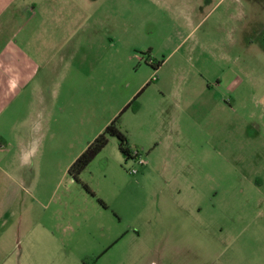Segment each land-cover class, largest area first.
Segmentation results:
<instances>
[{
	"label": "rangeland",
	"instance_id": "374dc122",
	"mask_svg": "<svg viewBox=\"0 0 264 264\" xmlns=\"http://www.w3.org/2000/svg\"><path fill=\"white\" fill-rule=\"evenodd\" d=\"M5 70L0 264H264V0H0Z\"/></svg>",
	"mask_w": 264,
	"mask_h": 264
},
{
	"label": "crops",
	"instance_id": "0c3cea01",
	"mask_svg": "<svg viewBox=\"0 0 264 264\" xmlns=\"http://www.w3.org/2000/svg\"><path fill=\"white\" fill-rule=\"evenodd\" d=\"M2 75H8L6 70L5 73L0 72V77ZM8 85V83L2 84L0 81V95L4 99L2 101L3 104L7 102L5 93ZM140 89L141 88L137 89L135 92L137 93ZM141 91L143 92L144 88H142L140 92ZM10 153L11 150L9 149L7 137L0 131V230L3 229L11 219L10 210L17 199L23 198L24 201L31 198V192H24L20 180L15 177V166L10 158ZM21 193H25V195H23L24 197L21 196Z\"/></svg>",
	"mask_w": 264,
	"mask_h": 264
},
{
	"label": "trees",
	"instance_id": "16d2710c",
	"mask_svg": "<svg viewBox=\"0 0 264 264\" xmlns=\"http://www.w3.org/2000/svg\"><path fill=\"white\" fill-rule=\"evenodd\" d=\"M139 95L140 93L128 103L122 112L106 127L105 131L101 133L92 143H90L85 151L70 166L68 173L75 181L80 182V175L96 158V156L107 146L109 137H115L118 140L119 149L127 158L133 157L135 151L129 146L128 138L120 129L118 120L124 111H127L130 108L136 111L139 108Z\"/></svg>",
	"mask_w": 264,
	"mask_h": 264
},
{
	"label": "built area",
	"instance_id": "2783aa9c",
	"mask_svg": "<svg viewBox=\"0 0 264 264\" xmlns=\"http://www.w3.org/2000/svg\"><path fill=\"white\" fill-rule=\"evenodd\" d=\"M132 159H135V161L138 163V165H143L144 164V160L141 156V153L139 151H135L133 154ZM136 170H133L132 173H136Z\"/></svg>",
	"mask_w": 264,
	"mask_h": 264
}]
</instances>
